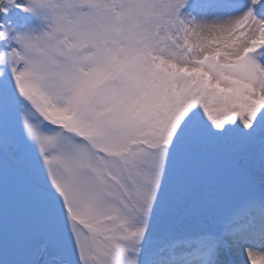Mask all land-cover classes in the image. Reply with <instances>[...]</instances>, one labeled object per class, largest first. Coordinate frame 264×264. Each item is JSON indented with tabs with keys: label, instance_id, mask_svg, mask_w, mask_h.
I'll use <instances>...</instances> for the list:
<instances>
[{
	"label": "snow or ice",
	"instance_id": "snow-or-ice-1",
	"mask_svg": "<svg viewBox=\"0 0 264 264\" xmlns=\"http://www.w3.org/2000/svg\"><path fill=\"white\" fill-rule=\"evenodd\" d=\"M0 264H264V0H0Z\"/></svg>",
	"mask_w": 264,
	"mask_h": 264
}]
</instances>
